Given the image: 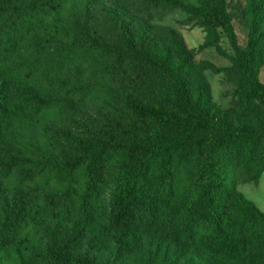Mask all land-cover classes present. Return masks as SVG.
I'll use <instances>...</instances> for the list:
<instances>
[{"label": "trees", "instance_id": "obj_1", "mask_svg": "<svg viewBox=\"0 0 264 264\" xmlns=\"http://www.w3.org/2000/svg\"><path fill=\"white\" fill-rule=\"evenodd\" d=\"M74 1L0 0V264L9 254L16 264H108L97 254L112 247L120 259L178 264L196 245L209 254L204 264H264V214L237 191L245 182L259 184L264 139L227 114L216 116L208 66L196 63L181 39L165 37L161 52L157 40L126 33L119 42L124 48H107L117 71L137 62L169 76L174 99L167 106L128 95L123 116L111 77L102 100L115 122L92 138L56 132L36 158V143L19 129L61 109L31 78L43 68L39 57L52 49L41 31ZM143 1L146 11L178 9L221 27L244 74L264 67L261 14L252 18L242 47L227 0L199 6ZM255 5L254 12H264V1ZM81 34L89 39L88 24ZM240 97L243 113H257L264 107V82L253 81ZM40 158V166L34 164ZM110 167L118 176L107 210L102 202ZM201 225L208 231L200 234Z\"/></svg>", "mask_w": 264, "mask_h": 264}, {"label": "rangeland", "instance_id": "obj_2", "mask_svg": "<svg viewBox=\"0 0 264 264\" xmlns=\"http://www.w3.org/2000/svg\"><path fill=\"white\" fill-rule=\"evenodd\" d=\"M182 1L186 5L199 6L204 0ZM262 1H226L225 10L242 47L247 44L252 18L257 19L260 14L264 17V12H254L255 4ZM143 4V0H75L47 20L41 36L52 40V49L46 51L44 58L39 57V66L43 68L37 66L31 78L58 102L61 109L42 114L33 126L19 129L23 138L36 143V158L42 154L41 144L56 132L92 138L100 135L104 124L116 120L102 100L104 84L111 77H114L111 84L120 90L114 104L123 116L127 114L124 100L128 95L146 105L167 106L174 99L172 79L160 70L137 62L120 71L112 65L116 57L107 48H124L119 42L126 33L157 40L161 52L165 49V37L181 39L195 62L208 66L204 74L216 116L227 114L264 139V107L255 114L243 113L240 108V93L255 80L264 82V67L254 75L244 74L235 48L221 27L206 24L203 19L178 9L163 8L149 12ZM85 24H88L89 39L81 34ZM60 141L68 142L64 138ZM39 161L41 158L34 164L38 165ZM117 176L115 167H110L105 173L107 191L102 206L107 210ZM237 191L264 214V171L258 185L245 182L238 186ZM206 231L208 226L201 225L200 234ZM97 255L102 263L150 264L144 256L120 259L115 247ZM208 255L200 245H196L178 264H204L202 259ZM4 264H16L14 256L9 254Z\"/></svg>", "mask_w": 264, "mask_h": 264}]
</instances>
